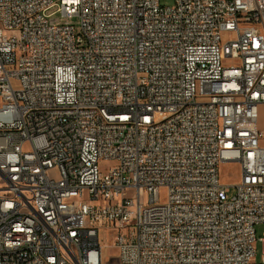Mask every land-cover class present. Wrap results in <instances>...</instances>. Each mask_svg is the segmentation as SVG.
<instances>
[{"label":"built area","instance_id":"built-area-1","mask_svg":"<svg viewBox=\"0 0 264 264\" xmlns=\"http://www.w3.org/2000/svg\"><path fill=\"white\" fill-rule=\"evenodd\" d=\"M173 1L0 0V264H264V0Z\"/></svg>","mask_w":264,"mask_h":264},{"label":"rangeland","instance_id":"rangeland-1","mask_svg":"<svg viewBox=\"0 0 264 264\" xmlns=\"http://www.w3.org/2000/svg\"><path fill=\"white\" fill-rule=\"evenodd\" d=\"M173 0H160V4L163 6H170L173 5ZM54 11V10H53ZM53 11H50L48 14H51ZM50 23H56L58 25H72L75 27V29L79 30V20L78 18H73V19H67L65 17H62L61 14H56L53 15L49 18ZM261 129H264V113L261 114ZM220 173V182L222 185L225 186H230V185H235L236 182L239 180V175L235 167L226 164L222 165L219 169ZM235 194V189L231 188L230 193L228 194V197L231 198ZM135 201H137L136 196L134 197ZM256 237L257 239L264 238V225H260L256 227ZM110 238V245H113L114 239L112 236H109ZM263 246L260 241H257L256 243V262H260L263 257ZM104 264H118L117 261V253L116 251L109 247L107 248L105 259H104Z\"/></svg>","mask_w":264,"mask_h":264}]
</instances>
